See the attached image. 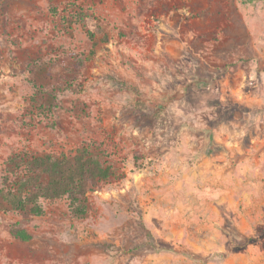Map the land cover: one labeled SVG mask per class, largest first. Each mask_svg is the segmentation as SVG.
Here are the masks:
<instances>
[{
	"label": "rangeland",
	"instance_id": "obj_1",
	"mask_svg": "<svg viewBox=\"0 0 264 264\" xmlns=\"http://www.w3.org/2000/svg\"><path fill=\"white\" fill-rule=\"evenodd\" d=\"M87 146L86 216L5 201L11 156ZM0 264H264V0H0Z\"/></svg>",
	"mask_w": 264,
	"mask_h": 264
},
{
	"label": "trees",
	"instance_id": "obj_2",
	"mask_svg": "<svg viewBox=\"0 0 264 264\" xmlns=\"http://www.w3.org/2000/svg\"><path fill=\"white\" fill-rule=\"evenodd\" d=\"M76 13V19L85 24L94 14ZM55 14L54 10L51 11ZM94 38V34H91ZM4 177V199L14 210L29 211L32 215L44 214L42 201L65 199L74 218L88 213V196L99 185L116 175V168L107 152L99 146H87L73 154L27 157L13 155L7 161ZM23 239L30 237L22 231L15 232Z\"/></svg>",
	"mask_w": 264,
	"mask_h": 264
}]
</instances>
